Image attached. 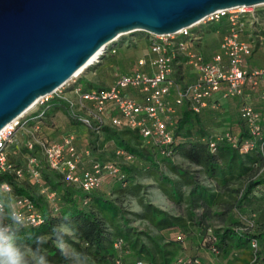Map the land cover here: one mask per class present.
Segmentation results:
<instances>
[{"label": "trees", "instance_id": "trees-1", "mask_svg": "<svg viewBox=\"0 0 264 264\" xmlns=\"http://www.w3.org/2000/svg\"><path fill=\"white\" fill-rule=\"evenodd\" d=\"M220 30L223 31L221 27ZM118 46L117 43L116 52ZM52 103L54 108L50 109L49 106L45 115L61 111L70 116L69 104L65 100L57 98ZM183 107L182 114L174 119L173 157L163 156L157 147H142V141L136 143L133 137H140L137 132L118 130L108 125L102 127V131L116 139L124 151L135 156L134 163L143 164V169H149L151 162L141 158L152 156L166 160L168 173L160 172L159 188L164 196L177 207L184 208L186 213L173 215L151 203L142 202L144 212L134 214L140 219H147L161 234L163 241L155 239L150 233L130 228L118 201L94 193L100 189L87 193L66 182L61 174L47 166L39 148L29 152L25 146L23 152L18 144H12L7 152L12 170L0 171V186L4 183L12 186L11 193L0 192V200L4 201L6 207L2 219H8L6 196H12L13 202L16 197L29 198L44 218V223L37 228L23 226L19 230L21 247L26 256L30 258L29 251L34 250L43 254L50 264H72L68 255L59 251L56 245L61 236L64 242L83 257L91 258L95 264H116L120 253L114 244L119 241L123 244L122 264H178L179 252L193 233L192 229L196 228L201 238L200 247L187 257L198 258L201 248L221 255L226 264H252L255 256V264H264V154L258 151L241 154L226 141L219 145L216 153H211L205 141L208 134L200 126L197 114L189 104ZM182 130L184 133L180 135ZM239 134L245 135L244 127ZM11 149L25 156L24 166L13 163L9 152ZM29 154L39 157L41 182L49 192L56 193L54 204L41 192L38 184L28 181V176L19 178L16 175L17 169L26 170ZM179 158L180 162L177 161ZM119 167L126 175L125 180L119 182L116 178L112 179L121 191H129L127 189L132 185L129 170ZM195 168L199 171L195 172ZM197 173H202L208 184H203ZM140 189L135 186L132 192H139ZM214 219L221 221L220 228L216 229L210 224ZM62 225L68 226L70 235L63 233ZM111 228L114 230L111 231ZM254 241L258 244L257 252L252 246ZM130 258L135 261L130 262ZM30 264H34L31 258Z\"/></svg>", "mask_w": 264, "mask_h": 264}, {"label": "built area", "instance_id": "built-area-1", "mask_svg": "<svg viewBox=\"0 0 264 264\" xmlns=\"http://www.w3.org/2000/svg\"><path fill=\"white\" fill-rule=\"evenodd\" d=\"M261 6L264 5L219 11L201 23L171 35L147 33L149 36L147 55L138 60L132 72L118 74L110 87L84 89L76 84L67 86L66 83L54 93L40 98L29 111L0 132V171L12 170L8 148L12 144H17L16 134L21 128L28 125L31 120L45 116L54 94L69 104L70 118L76 124L99 134L106 125L118 130L137 132L141 137L142 147H157L161 149L163 156L173 157L171 146L175 143V137L171 127L175 124L173 116L176 115L177 108L189 104L195 113H200L216 94L222 92V98L225 100L235 98L242 100L240 119L245 135L227 132L222 136L205 140L211 153H216L219 145L226 141L241 154L255 151L264 154V114L255 110L247 101L245 93L246 85L250 83L253 89L262 91L264 98V67H251L249 61V55L259 49L264 42L262 16L257 10ZM207 22L225 24L223 32H218L219 51L214 52L210 58H207L200 49L203 35L193 31L195 27ZM118 40L119 38L110 44L101 57L87 69L100 63L108 52L115 54ZM184 68H188L195 79L181 86L177 80L182 76ZM62 89L78 94V101L63 96ZM173 94L175 101L174 104H170L169 98ZM39 106L41 107L39 111H33ZM25 146L29 152L39 148L44 162L51 170L61 174L69 184L76 185L87 193L100 189L105 175L116 178L119 182L126 178L121 168L114 163H103L93 159L85 162L84 156L77 150L74 135L65 136L60 142L42 135L33 136L26 140ZM115 154L127 163L136 161L133 154L121 148H115ZM15 173L19 178L28 176L54 204L57 195L42 185V166L38 156L29 154L26 170L20 168ZM0 187L3 194L12 192V186L8 183ZM14 207L23 214L25 227L37 228L44 223L43 216L29 198L16 197ZM5 210L4 206L3 212L0 213V221L8 226L12 221L2 219ZM247 222L253 225L252 222ZM122 245L121 241L114 244L120 253L116 264H122ZM252 246L257 252L256 241ZM255 262L256 256L252 264ZM177 263L203 264L199 257H180Z\"/></svg>", "mask_w": 264, "mask_h": 264}, {"label": "water", "instance_id": "water-1", "mask_svg": "<svg viewBox=\"0 0 264 264\" xmlns=\"http://www.w3.org/2000/svg\"><path fill=\"white\" fill-rule=\"evenodd\" d=\"M260 5L264 0H0V132L127 33L171 35L219 11Z\"/></svg>", "mask_w": 264, "mask_h": 264}, {"label": "rangeland", "instance_id": "rangeland-1", "mask_svg": "<svg viewBox=\"0 0 264 264\" xmlns=\"http://www.w3.org/2000/svg\"><path fill=\"white\" fill-rule=\"evenodd\" d=\"M257 10L263 17H261V20L264 26V6L258 7ZM224 25V23L216 25L207 22L194 28V32L197 31L203 35L202 47L207 58L211 57L213 50L219 51L220 34L218 32H222L220 27L223 29ZM117 43L119 46L115 54L108 52L107 55L101 59L100 63L86 69L78 77L71 79L67 83V86L76 84L84 89H88V87H91L92 85H94L95 88L110 87L114 83L118 74L132 72L136 68L138 60L144 58L149 51V36L143 31L127 33L121 36ZM249 61L253 66L264 67V42L259 49L254 50L253 53L249 55ZM62 91H64L63 96L68 97L75 102L78 101L79 96L75 92H71L67 89H62ZM56 96L57 95L54 94L53 99L49 102L50 109L54 108L52 101L57 99ZM40 109V106L37 109L35 107L33 111H39ZM55 130H62L63 136L74 135L77 149L84 156L85 162L90 159L98 160L103 163L114 162L119 166H122L124 169L129 170L128 173H130L129 175L132 178V185L127 189L129 191H121L118 188V184L107 175L104 177L105 179L103 180L100 190L94 193L106 199L118 201L122 207L124 215L129 220L130 228L139 232L150 233L155 239L163 241L161 234L150 225L147 219H140L134 215L144 212L143 206L141 205L142 202L151 203L155 207L161 208L173 215H184L186 213L184 208L177 207L175 203L164 196L159 188L160 181L158 180V176L160 177V172L168 173L166 160H163L162 158H154L152 156L147 159L141 158L142 160H148L151 162V167L146 170L143 169L144 167H142V163L136 162L134 164L137 165H129L123 159L115 155L114 149L116 147L121 149L124 148L121 147L118 141L113 139L106 131H102L101 134L97 132L93 133L92 130L84 126L74 124L71 121L70 116L61 111H56L50 116L45 115L44 117L35 119L33 120V123H29L21 128L16 134L18 147L24 152L23 148L25 147L27 139L38 135L53 137L52 134H54ZM199 132L200 131L198 130L197 133ZM183 133L184 130L179 134L182 135ZM133 140L138 144L142 141L137 135H134ZM9 152H11L13 163L24 166L25 156L20 155L18 150L14 151L11 149ZM177 161L180 162V158ZM155 165L157 166L155 167ZM194 171L198 172L199 169L195 168ZM197 174L199 180L203 184H208L207 179L202 173ZM262 178H264V171ZM28 181L33 182L32 180ZM135 186L141 188L139 192H132V189ZM6 199L11 201L12 196H6ZM210 224L216 229L221 227V221L217 219L211 220ZM61 228L64 234H71L67 225H62ZM110 230L113 231L114 229L111 228ZM192 230L194 234L191 233L190 237L185 240L183 247L179 252L180 257L191 256L193 251H195L197 247H200L201 238L198 235V230L196 228H193ZM61 239L62 237L60 236V239L58 240ZM57 241L56 245L58 246ZM198 251V256L201 258L203 264H226V260L221 257V255L214 254L201 248H199ZM33 252L34 250L29 251L31 260L34 264H40V253L35 251L36 255H33ZM64 252L68 255L72 264H95L91 258L83 257L68 243L64 245ZM129 261L134 262L135 259L130 258ZM47 264L50 263L47 262Z\"/></svg>", "mask_w": 264, "mask_h": 264}, {"label": "crops", "instance_id": "crops-1", "mask_svg": "<svg viewBox=\"0 0 264 264\" xmlns=\"http://www.w3.org/2000/svg\"><path fill=\"white\" fill-rule=\"evenodd\" d=\"M196 33L198 32L196 31ZM202 44L200 46V49L203 51L204 49L202 47ZM214 52L216 51L213 50V53ZM250 66L258 67V66H253L252 64H250ZM194 79L195 76L192 75V73L188 70V68H184L183 74L181 77L178 78L177 83L183 86L185 84H189L193 82ZM245 93L247 95V101L254 106L255 110L264 114V98L262 97V91L259 89H253L251 84L247 83L245 88ZM174 101H175V95L173 94L169 98V102L170 104H174ZM241 104H242V100H240L239 98L225 100L222 98V92H219L218 94L215 95V97L212 100L208 102V105L206 107L201 109L200 113H196L200 120V126L203 127L208 134L207 139L222 136L227 132H230L232 134H239L242 132L243 123L240 119ZM183 108H184L183 106L177 108V113L176 115L173 116L174 119H176L179 115L182 114ZM174 126L175 124H173V126L171 127L173 132L175 128ZM62 134H63L62 130H57V131L55 130L54 134H52L54 138L53 137L50 138L56 142H60L66 136V135L63 136ZM104 177L103 180L105 179Z\"/></svg>", "mask_w": 264, "mask_h": 264}, {"label": "clouds", "instance_id": "clouds-1", "mask_svg": "<svg viewBox=\"0 0 264 264\" xmlns=\"http://www.w3.org/2000/svg\"><path fill=\"white\" fill-rule=\"evenodd\" d=\"M4 206V201L0 200V213L3 212ZM7 207V218L12 221V224L5 226L0 221V264H30V258L21 247L22 237L19 234L20 228L25 224L24 216L15 209L13 201H8ZM57 244L58 250L63 252L66 242L61 239L57 241ZM33 255H36L35 251ZM40 264H47V258L43 254H41Z\"/></svg>", "mask_w": 264, "mask_h": 264}, {"label": "bare ground", "instance_id": "bare-ground-1", "mask_svg": "<svg viewBox=\"0 0 264 264\" xmlns=\"http://www.w3.org/2000/svg\"><path fill=\"white\" fill-rule=\"evenodd\" d=\"M103 53V49L100 50L82 69L80 72H78L75 76L86 70L89 66H91L98 58L99 56Z\"/></svg>", "mask_w": 264, "mask_h": 264}]
</instances>
